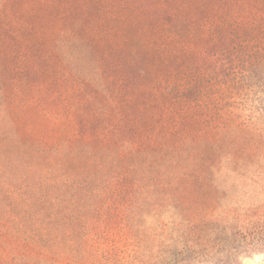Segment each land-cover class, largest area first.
<instances>
[{"label": "rangeland", "instance_id": "rangeland-1", "mask_svg": "<svg viewBox=\"0 0 264 264\" xmlns=\"http://www.w3.org/2000/svg\"><path fill=\"white\" fill-rule=\"evenodd\" d=\"M216 102L231 125H264V0H2L0 132L103 192L84 258L0 219V264H139L126 215L145 191L173 196L206 236L215 132L201 106ZM236 264H264V247Z\"/></svg>", "mask_w": 264, "mask_h": 264}, {"label": "trees", "instance_id": "trees-1", "mask_svg": "<svg viewBox=\"0 0 264 264\" xmlns=\"http://www.w3.org/2000/svg\"><path fill=\"white\" fill-rule=\"evenodd\" d=\"M201 107L215 132L207 139L214 154L206 160L217 194L211 228L206 236L197 234L199 226L173 196L145 191L126 215L139 264H236L243 250L264 247V125H231L230 116H214L217 102ZM39 158L38 149L0 132V219L24 238L80 260L103 192L99 177L72 175L61 164L42 166Z\"/></svg>", "mask_w": 264, "mask_h": 264}]
</instances>
